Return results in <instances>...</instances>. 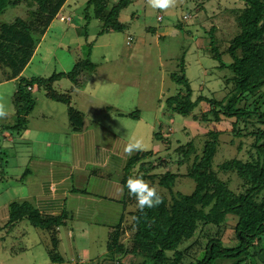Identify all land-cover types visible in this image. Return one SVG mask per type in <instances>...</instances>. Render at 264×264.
<instances>
[{"label": "rangeland", "instance_id": "obj_1", "mask_svg": "<svg viewBox=\"0 0 264 264\" xmlns=\"http://www.w3.org/2000/svg\"><path fill=\"white\" fill-rule=\"evenodd\" d=\"M216 1L220 9L239 4L235 0H214L213 5ZM85 2L70 0L60 11L72 21L59 18L52 21L24 71V76L31 81L35 106L26 116L23 126L26 131L21 140L30 137L28 150L34 154L31 163L25 166L28 174L33 170L38 172L34 178L26 176L27 185L23 186L11 180L9 173L14 171L0 168V264H142L140 257H123L109 250L110 231L116 229L121 219L120 247L130 244L138 230L137 204L125 196L120 185L122 168L136 152L128 156L123 151L124 146L131 140L141 139L145 150L164 152L166 141L160 142L153 137L161 124L162 135L172 134L174 140L178 138L182 142L192 138L198 140L205 134L202 121L193 120L191 116L180 117L166 104V98L178 89L169 75L180 69L178 63L183 45H192L190 51L186 50L184 59L185 73L192 88L196 89L193 99L203 82L207 86L205 94L217 92L224 86L217 75L208 74V66L215 61L208 58L207 53L198 56L191 52L193 38L196 37V46L204 47L207 43V38L199 36L205 32L197 20L203 19L204 14L195 9L194 0H177L176 5L166 11L151 9L146 0H131L118 14L124 24L123 30L104 32H100L101 21L91 16V9L88 13L84 10ZM207 6L209 11L214 8ZM29 11L25 5L8 7L0 19L26 18ZM150 27L154 31H150ZM188 30L192 32L186 35ZM86 59L98 65L94 72H81L79 87L72 88L67 78L55 81L52 86L58 93L69 92V105L85 114L82 130L72 132L68 104L48 99L44 87H39L33 79L69 71L76 62ZM10 70L0 68V78L7 76ZM8 86L0 87L3 93L0 103L14 113ZM207 110V104L199 102L194 114L199 116ZM231 129L228 126L220 135L221 144L243 160L255 156L249 139L243 141L240 151L236 149L238 140L233 138ZM232 139L235 142L231 144ZM17 145L19 142L7 147V155H16L17 148L21 150ZM97 149L109 151V164L96 163ZM170 153L176 157L172 151ZM32 162L37 164V169L32 167ZM168 168L175 171L176 165ZM44 183L46 186L54 183L50 189L55 188L57 195L61 189L68 190L65 213L59 217L63 223L51 230L36 228L27 220L16 226V232L10 230L12 227H3L8 220V203L26 200L36 207V197L43 192ZM193 187V181L181 178L175 189L189 193ZM74 188L76 193L71 194ZM13 233L15 238L11 237ZM52 241H57V250L63 257L59 263L52 262L48 253ZM73 246L79 251L78 258L72 256Z\"/></svg>", "mask_w": 264, "mask_h": 264}, {"label": "trees", "instance_id": "obj_2", "mask_svg": "<svg viewBox=\"0 0 264 264\" xmlns=\"http://www.w3.org/2000/svg\"><path fill=\"white\" fill-rule=\"evenodd\" d=\"M235 1L239 4L220 9L219 1L213 5L214 0H194L195 9L204 14L203 19L197 20L205 32L199 36L207 38V43L204 47L196 46V37L193 38L191 52L198 56L207 53V57L215 61L208 66V74L217 75L224 86L217 92L205 94L207 86L203 82L193 99L196 89L185 73L184 59L192 45H183L180 69L169 75L178 89L166 98V104L180 117L191 116L193 120L202 121L205 134L198 140L182 142L178 138L174 140L172 134L162 135L161 124L153 137L166 141L165 153L151 149L138 151L127 160L120 180L125 196L137 204L135 198L128 195L126 181L129 177H141L156 187L163 203L145 208L143 212L138 209V230L124 248L119 246L121 219L116 229L110 231L111 252H119L123 257H140L142 264H264V0ZM69 2L0 0V16L8 7L30 8L26 18L0 19V43L14 46L18 53L11 57L0 51V68H11L7 76L0 79L19 75L18 66L27 61L25 56L37 50L50 24ZM129 2L131 0H86L84 10L88 13L91 9V16L101 21L100 32L121 31L124 24L118 14ZM207 5L214 8L209 11ZM148 29L154 31L151 27ZM190 32L186 31V35ZM97 65L89 59L81 60L69 71L33 79L39 87H44L48 99L68 104L72 132L82 130L85 114L70 106L69 92H56L53 83L67 78L72 88H77L81 72H94ZM31 87V81L25 76L18 77L11 100L16 123L3 127L13 134L25 130L26 116L35 106ZM199 102L206 103L208 110L198 116L194 110ZM228 126L232 128L233 138L238 140L236 149L240 151L243 141L249 139L255 156L243 160L221 144L220 135ZM234 142L230 140L231 144ZM171 165H176L175 171L168 168ZM23 176L26 175L19 181ZM181 178L193 181L191 192L175 189ZM8 211L3 227L14 228L27 220L32 226L46 230L58 228L63 223L59 217L65 213L44 216L26 200L9 202ZM51 245L48 246L51 261L61 262L63 257L57 250V241H52Z\"/></svg>", "mask_w": 264, "mask_h": 264}, {"label": "crops", "instance_id": "obj_3", "mask_svg": "<svg viewBox=\"0 0 264 264\" xmlns=\"http://www.w3.org/2000/svg\"><path fill=\"white\" fill-rule=\"evenodd\" d=\"M5 47H9V48L6 50ZM0 51H4V53L8 54L11 57H13L16 54H18L17 53V49L14 46H10V45H7L5 43H0ZM35 51L36 50L32 51L29 54V56H25V58L27 57L26 58L27 61L24 64H22L21 66H18L19 75L17 77L9 78V79H0V87L8 84L10 86V87L8 86L9 89H10V92H12V94H13V91H14V89L16 87V83H17L18 77L21 76V75L24 76V71L26 69L27 63H28V61H30L33 58V56L35 54ZM20 56H22V55H20ZM1 89H0V100L2 99V95H3V93H1ZM5 110L7 111L8 115L6 117L0 118V168L1 167H7L11 171H14V172L9 173L11 175V177H10L11 180H15V182H20V183L23 184V186H26L27 185L26 176L30 175L29 178H34L35 174L38 172V170H33L32 169L33 172H31V174H28L30 172H28V170L25 168V166H27V165H29L31 163V160H32L31 157H34L33 151L28 150V146H31L30 144H28L29 141H30V137H25L26 140L22 141L21 139L23 138V135H24L26 129L24 131H22L21 134L16 132V133H18V135L15 136L13 133H11L10 130L3 128L5 126H12L15 123L14 121L16 120V118H15L16 116L11 111L10 107H9V109H5ZM15 142H19V145H17V146H21V150L18 151V148H19L18 147L17 148L18 152L16 151V153H17L16 155H7V152H8V148L7 147L13 146V144H15ZM2 149H3V151H2ZM95 153H96V160L95 161H96V163L98 165L104 166V165H107V163L109 164V161L111 159V157H109V151L102 150V149H97L95 151ZM41 155H44L43 151H42ZM36 156H38V155L36 154ZM3 157H5V158H3ZM17 157H18V159H16ZM24 157H26L28 159L26 161H20L19 160V159H22V158L24 159ZM3 159H5V161H6L5 165H3V161H4ZM14 159H16V160L12 161ZM47 160L49 161V159H47ZM32 163H33L32 167L37 169L38 168L37 164L34 163V162H32ZM15 171H16V173H15ZM22 175H26V176H23V180L22 181H19V177H21ZM14 176L16 177L15 179H13ZM53 184H50V185L46 186V184L44 183L45 187L41 188V191H43V192H40L38 194V196L36 197V201H37L36 202V208L38 209L39 213L44 215V216H46V215L47 216L60 215L61 213L65 212V208L67 206L66 205V199H67L66 194H67L68 190L61 189L60 190V194L57 195L56 194L57 190H55V188L53 190L50 189V187ZM116 184L118 185V183H116ZM120 185H121V183H120ZM74 191H75V188L72 190L71 194H75L76 192H74ZM121 191H122V189H121ZM21 199H22V195H21ZM5 204H6V202H5ZM3 205H4V203H3ZM4 225L5 224H3L2 226H4ZM16 226L14 228H11L10 230H12V232H14L15 229H16ZM19 232H17V233L20 234ZM22 234H24V233H21V235ZM11 237L15 238L16 235L14 234ZM73 248H75V247L73 246ZM78 255H79V251L78 250H77V254L76 255H74L72 253V256H75L76 258H78Z\"/></svg>", "mask_w": 264, "mask_h": 264}, {"label": "clouds", "instance_id": "obj_4", "mask_svg": "<svg viewBox=\"0 0 264 264\" xmlns=\"http://www.w3.org/2000/svg\"><path fill=\"white\" fill-rule=\"evenodd\" d=\"M147 5L153 10L166 11L174 7L177 0H146ZM8 115L3 104H0V118ZM116 131V129H114ZM145 150L144 142L141 139L129 141L123 151L131 156L134 152ZM128 195L134 197L137 202V208L143 212L145 208H153L163 203V198L158 194L156 187L150 186L147 181L141 177H129L126 181ZM138 219V218H136Z\"/></svg>", "mask_w": 264, "mask_h": 264}, {"label": "built area", "instance_id": "obj_5", "mask_svg": "<svg viewBox=\"0 0 264 264\" xmlns=\"http://www.w3.org/2000/svg\"><path fill=\"white\" fill-rule=\"evenodd\" d=\"M57 17H58L61 21H65V19H66V20H69V17H63L62 15H59V14H57ZM72 253H73L74 255H76V254H77V249H76V248H73V249H72Z\"/></svg>", "mask_w": 264, "mask_h": 264}]
</instances>
